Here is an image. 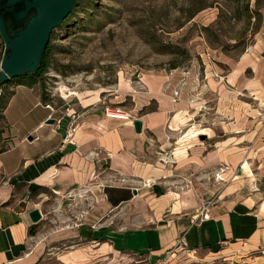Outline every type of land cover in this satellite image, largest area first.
I'll return each mask as SVG.
<instances>
[{"label":"crops","instance_id":"0c3cea01","mask_svg":"<svg viewBox=\"0 0 264 264\" xmlns=\"http://www.w3.org/2000/svg\"><path fill=\"white\" fill-rule=\"evenodd\" d=\"M212 69L187 88L165 70L119 76L114 92H80L63 109L42 103L36 86L11 85L0 120V264H167L224 242L241 264H264V36ZM126 97L131 119L105 116ZM161 149L174 166L158 162ZM43 191L59 202L46 228ZM80 198L84 210L73 207Z\"/></svg>","mask_w":264,"mask_h":264},{"label":"rangeland","instance_id":"374dc122","mask_svg":"<svg viewBox=\"0 0 264 264\" xmlns=\"http://www.w3.org/2000/svg\"><path fill=\"white\" fill-rule=\"evenodd\" d=\"M50 35L54 52L42 83L52 106L63 109L80 92H114L119 76L134 82L140 72L165 70L178 73L177 84L187 88L205 70L223 69L224 61L264 36V0H74L71 15ZM172 63L178 65L171 68ZM68 90L76 94L61 95ZM115 106L126 111L131 101L126 97L106 107ZM45 194L38 205L44 228L59 205ZM88 201L80 198L73 207L84 210ZM60 210L71 213L64 205ZM222 248L217 254L174 257L167 264H241L237 252Z\"/></svg>","mask_w":264,"mask_h":264},{"label":"water","instance_id":"95a60500","mask_svg":"<svg viewBox=\"0 0 264 264\" xmlns=\"http://www.w3.org/2000/svg\"><path fill=\"white\" fill-rule=\"evenodd\" d=\"M73 6L74 0H0V85L36 70L52 30ZM133 125L139 132L141 122L135 119ZM28 216L32 223L42 217L37 208L31 209Z\"/></svg>","mask_w":264,"mask_h":264},{"label":"trees","instance_id":"16d2710c","mask_svg":"<svg viewBox=\"0 0 264 264\" xmlns=\"http://www.w3.org/2000/svg\"><path fill=\"white\" fill-rule=\"evenodd\" d=\"M202 7L195 9L194 12L197 13L199 10H201ZM72 13V9L69 13V15L65 18L67 19ZM193 16V15H192ZM3 51V42L0 37V55ZM53 47L51 44V35L49 38V41L47 45L45 46L41 59L39 61L38 67L34 72L23 74L17 78H14L12 80H9L5 84L0 85V120L3 119V110L5 109L7 102L11 95L13 94V91L10 89V86L13 84H23L28 87L36 86L38 88L39 94H40V100L45 105H52L53 98L50 96L49 93H47L43 88V79L45 76V73L51 63L52 55H53ZM178 65V63H172L171 68H175ZM128 197H123V199H126ZM35 227L36 225H32L30 229L28 230L29 234L35 233Z\"/></svg>","mask_w":264,"mask_h":264},{"label":"built area","instance_id":"2783aa9c","mask_svg":"<svg viewBox=\"0 0 264 264\" xmlns=\"http://www.w3.org/2000/svg\"><path fill=\"white\" fill-rule=\"evenodd\" d=\"M1 55H0V63H1ZM103 111L105 116L109 118L120 119V120H128L132 118L131 114L128 111H125L118 106L115 107L105 106L103 108ZM68 139H69V133L67 132L63 140H68ZM157 160L160 164L164 166L172 167L176 164V158L174 156L173 151L170 149L159 150ZM222 245H226V243L224 242L222 243ZM164 263H165V258L158 259L156 262V264H164Z\"/></svg>","mask_w":264,"mask_h":264}]
</instances>
